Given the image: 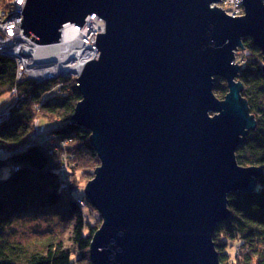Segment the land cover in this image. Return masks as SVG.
Listing matches in <instances>:
<instances>
[{
    "label": "water",
    "instance_id": "water-1",
    "mask_svg": "<svg viewBox=\"0 0 264 264\" xmlns=\"http://www.w3.org/2000/svg\"><path fill=\"white\" fill-rule=\"evenodd\" d=\"M24 1L20 28L38 44L93 13L105 23L70 119L100 161L84 188L102 219L91 263L220 264L212 236L230 218L227 195L253 192L262 173L236 161L256 121L234 59L248 37L264 61V0H241L236 17L210 6L220 0Z\"/></svg>",
    "mask_w": 264,
    "mask_h": 264
},
{
    "label": "trees",
    "instance_id": "trees-1",
    "mask_svg": "<svg viewBox=\"0 0 264 264\" xmlns=\"http://www.w3.org/2000/svg\"><path fill=\"white\" fill-rule=\"evenodd\" d=\"M10 1L0 0V12L11 8ZM242 43L240 50L248 59L241 65L238 79L242 83L241 95L256 126L247 133L235 156L239 165L262 167V173L253 192L227 195L230 218L215 226L212 239L221 264H264L263 55L251 38H243ZM15 74V61L0 56V110L11 101L10 90L15 85L17 90L13 95L19 103L0 125V264H91L89 245L98 225L87 221L86 210L96 212V220L101 216L90 207L82 189L100 161L90 144V132L70 123L81 99L75 79L61 78L62 89L50 94L49 87L57 82L55 79L37 83L22 78L16 83ZM213 92L223 99L228 92L226 82L216 78ZM37 118L46 128L40 135V138L45 136L42 140L31 132L32 122ZM48 126L52 128L49 130ZM58 138L70 143L72 159L65 169L59 155L51 153L50 141ZM4 167L7 169L2 173ZM64 170L66 177L72 176L70 182H66ZM39 214L56 217L64 226L68 225L65 234L68 233L69 242L60 236L52 237V242L42 251L3 239L2 230L10 227L15 218ZM234 241H239L234 243L238 250L230 258L227 244L230 247ZM70 244L72 248L67 246Z\"/></svg>",
    "mask_w": 264,
    "mask_h": 264
},
{
    "label": "rangeland",
    "instance_id": "rangeland-1",
    "mask_svg": "<svg viewBox=\"0 0 264 264\" xmlns=\"http://www.w3.org/2000/svg\"><path fill=\"white\" fill-rule=\"evenodd\" d=\"M221 1L222 0H220V2ZM23 2H25V1L23 0ZM218 3H213L210 6L211 7L212 6H217V7L221 8L224 11L222 5L220 7L219 5H217ZM10 6H11L10 9H8V10L5 9V11L0 12V26L4 25L3 23L5 21L4 22H2V21L8 15H9L8 17H17V18H19V21H20L19 24H21L22 8L20 7V5L16 4V0L10 1ZM15 14L17 16H15ZM243 15H244V12L240 16H243ZM87 17H90V20H88V21H92V22H94V21H102L95 13H93V14L87 16ZM7 20H8V18L6 19V21ZM102 23H103V21H102ZM73 25L79 26L76 23H72V26H71L72 28H73ZM82 25H83V23H82ZM103 27H104V24H103ZM16 28H18V26ZM2 29H3V27H2ZM19 29H20L22 35L25 36L24 38H26L32 46H34V47H37V46L45 47V49H41L40 50L41 51L40 55L45 56V57H39L38 58V57L31 56V55H25L24 57H22L23 60H21V62H22L23 68H19V66H18V73L20 74L19 77H21L20 80L22 78H27L26 74L28 73V69H31L36 74H39L41 72L47 71L49 67H54L55 63L58 60L62 59L61 58V51L57 52V50H55V48H53L52 46L48 47V45L55 44L56 42L55 43H50V44H38L34 40L30 39L27 35H24L21 28H19ZM102 31H103V29L100 30V31H97L93 35L94 38L96 37L97 33H102ZM14 43H15V41H14ZM13 48L15 50V45H13ZM74 50H75V48H73V52H74ZM15 51H17V50H15ZM96 51H97V48L94 45L93 53H96ZM20 55L23 56V53H21ZM74 55H76V54H74ZM72 58L73 57L68 55L66 60H65V62H64V64L62 66H60L59 69L56 68L57 69L56 72H58V71H60L62 69H65L67 67L68 61L71 62V60H73ZM247 59H248V56H246L244 51H241L240 49H237L235 51V59H234L235 61L234 62H236L237 64H240V65H244V63H245V61ZM263 64H264V61H263ZM16 71H17V64H16ZM25 71H27V72H25ZM64 72H67L69 75L68 74H60V75H63V76L60 77V75H58V77L50 78V79H48L46 81V82H48V81L53 80V79H55L57 81L55 84H53L51 87H49L50 88V90H49L50 94L54 93L55 91L58 92V91H60L62 89V87L64 86V83L61 80V78H65V77L68 78L69 77V78H73V79L76 80V78L79 76L78 75L79 73L76 74V71L74 73H72V72H70L68 70H66ZM27 75L29 77V74H27ZM31 80L35 81V79H31ZM75 84H76V81H75ZM212 115H213V113L210 112V116H212ZM34 123L36 125L33 126V127H38V128L40 127L38 122L36 123L34 121ZM51 128H52V126H48L49 130ZM44 138H45V136L41 137L40 140H42ZM64 140L65 139H62V138L59 139L58 138V140H51L50 144L52 146L51 147V153L52 154L57 153L60 156L59 159L61 160V162L63 164L62 166L65 169L66 168V166H65L66 163H69V160H71L72 158L70 157L71 154H70V151L68 149V146H69L70 143H69V141L68 142H64ZM6 169L7 168L4 167L2 169V173H4L6 171ZM63 175L65 177L67 175L65 170L63 172ZM93 176H94V174L92 175V177L89 180L86 181V184H87L88 181H90L93 178ZM71 177H72L71 175H70V177H66L65 178L66 182H70L71 181L70 180ZM86 184H85V186H86ZM77 190H80V187ZM82 191H83V189H82ZM86 212H88V213H86L87 221L90 222L91 224L98 225V228H99L101 223H102V219L96 220L98 214L96 212L89 211V208H87ZM64 224L65 223L62 220H60V219H58L56 217H53V216H47L45 214L44 215H40L39 214V215L34 216V217L22 216V217L15 218L13 220L12 224L10 225V227L5 228L4 230H2V237H3V239H5V241H7L9 243L18 242V243H21V244L27 246L28 248H30V250H42V251H44L45 247L47 246V243L48 242H52V239H53L52 237L60 236L61 238H63L64 242H66V243L69 242L68 241L69 237L67 236L68 233L65 234V232L68 229V225L64 226ZM69 224H71V221L69 222ZM237 242H239V241H234L233 244L230 247H229V244H227V246H228L227 252L229 253L230 258H232L233 254L235 252H237V250H238V246L236 244H234V243H237ZM67 246H69V248H72L71 244L67 245ZM89 258H90V253H89Z\"/></svg>",
    "mask_w": 264,
    "mask_h": 264
},
{
    "label": "bare ground",
    "instance_id": "bare-ground-1",
    "mask_svg": "<svg viewBox=\"0 0 264 264\" xmlns=\"http://www.w3.org/2000/svg\"><path fill=\"white\" fill-rule=\"evenodd\" d=\"M86 19H88V17L85 18V20ZM72 23L73 22H70L68 24H65V25L61 26L60 29H59L60 40L58 42H56L55 44L48 45V47L52 46L53 48H55V50H57V52L61 51V58H62L61 60H63V61H61L59 63V66H62L64 64V62H65V60H66L68 55H71V57H73L72 58L73 60H71V62L68 61L66 70H68V71H70L72 73H74L76 71V74H77V73H79V70H81V68L83 66V63H85V62H87L89 60L95 59L96 53H93V50L91 48H87L86 44H84L83 42H81V41L76 39L75 36L77 35V32H75L73 30V28L71 27ZM103 24H104V27H103ZM93 27H94V24H93ZM19 28H20V26H19ZM101 28H103L102 33H104L105 32V23H104V21H103V23H101ZM7 36H8V33H5L4 35H2V34L0 35V56H4V57L14 56L13 52L15 50H17L16 52H19L20 54L23 53V57L25 55H31V56L38 57V58L39 57H45V56L40 55L41 54L40 50L41 49H45V47H43V46L34 47V46H32L29 43V41L26 38H24L25 36L17 34V33L14 36L15 39H13V35H10L9 37H7ZM95 39H96V37L94 38V45H95ZM14 41H15V43H14ZM13 45H15V50L13 48ZM10 47H11V49L9 50ZM73 48H75L74 52H73ZM74 54H76V55H74ZM13 60H15V58H13ZM56 68L57 67H53L52 69H56ZM18 81H20V79H18L17 75L15 74V82L17 83ZM16 86L17 85L12 87L11 90H10V94H12L11 101L6 106H4L1 109V112H0V125H1V123L3 121L7 120L10 117L11 109H13L14 107L19 106L18 97L13 95V93L16 92V90H17ZM216 114H218V113H216ZM38 119L39 118L35 119L34 121L37 123ZM34 121L32 122V126L36 125L34 123ZM38 123L40 125L39 128H42V130H39L38 127H32V131L31 132H32V135L35 138H40V135L42 133L44 134L46 132V128H44L45 125L41 123V120ZM64 142H68V140L65 139ZM58 157L60 158V156H58ZM252 166H254V165H252ZM255 167H259V166H255ZM259 168L262 169V167H259ZM260 175L257 177V179L260 177ZM64 187H66V186H64ZM84 195H85V193H84ZM227 206H228V204H227ZM90 207L95 209L91 205H90Z\"/></svg>",
    "mask_w": 264,
    "mask_h": 264
},
{
    "label": "built area",
    "instance_id": "built-area-1",
    "mask_svg": "<svg viewBox=\"0 0 264 264\" xmlns=\"http://www.w3.org/2000/svg\"><path fill=\"white\" fill-rule=\"evenodd\" d=\"M21 2H23V0H16L17 5H20ZM217 5H219L220 7L222 5L225 13L229 16H232V17L240 16L244 12V8H243V5L241 3V0H222ZM88 20H90V17H88V19H86L84 21L83 25H81L80 27L73 25V30L75 32H77V35L75 36L76 39L83 42L84 44H86L87 48H91L93 50L94 49V36L93 35L97 31H100L103 29V28H101L102 21L92 22V21H88ZM19 22H20L19 18H17V17H8V20L7 21L5 20V22L3 23L4 25L0 26V35L1 34L4 35L5 33H8L7 37H9L10 35H13V39H15L14 36L16 35V33L22 35V33L19 29V26H20ZM93 24H94V27H93ZM17 26H18V28H16ZM2 27H3V29H2ZM10 49H11V47L9 48V50ZM14 52H13L14 56H11V57L15 58L14 61H16V64H17L16 75H17V78L20 79L21 77H19L20 74L18 73V66H19V68H23L22 62H21V60H23V58H22L23 56H21L19 52H16V51H14ZM61 61H63V60H58L55 63L54 67H57V69H59V67H60L59 63ZM52 68L53 67H49L47 71L41 72L39 74H36L33 70L28 69L27 74H29V77L26 74L27 79L28 78L30 80L35 79V81L37 83H43V82H46L50 78L58 77V75H60L62 73L68 74L67 72H64V71H66L67 67L65 69L58 71V72H56L57 69H52ZM25 72H27V71H25ZM39 130H42V128H39Z\"/></svg>",
    "mask_w": 264,
    "mask_h": 264
}]
</instances>
